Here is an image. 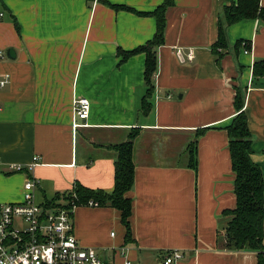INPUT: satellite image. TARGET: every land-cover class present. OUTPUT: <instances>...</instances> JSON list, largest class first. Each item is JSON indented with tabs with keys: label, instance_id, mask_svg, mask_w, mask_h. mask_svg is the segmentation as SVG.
I'll return each mask as SVG.
<instances>
[{
	"label": "crops",
	"instance_id": "obj_1",
	"mask_svg": "<svg viewBox=\"0 0 264 264\" xmlns=\"http://www.w3.org/2000/svg\"><path fill=\"white\" fill-rule=\"evenodd\" d=\"M165 1L0 0V81L9 75L0 87V203L22 202L27 178L38 182L37 204L71 194L77 185L112 193V146L136 130L135 182L127 194L131 241L115 208L87 205L73 217L80 245L109 264H164L169 251L184 255L176 264H257L256 253L225 245L223 212L235 209L237 198L222 128L237 116L241 91L252 159L264 178V76L253 74L255 63L264 61V21L228 26V49L216 54L220 19L238 0H174L165 44L157 49L152 110L143 114L146 55L123 61L120 51L153 39L156 18L137 12H153ZM177 49L192 50L194 60L182 63ZM78 98L90 102L86 120L75 119ZM194 141L196 171L188 152ZM34 157L40 160L31 171L7 172V164L27 166Z\"/></svg>",
	"mask_w": 264,
	"mask_h": 264
},
{
	"label": "trees",
	"instance_id": "obj_2",
	"mask_svg": "<svg viewBox=\"0 0 264 264\" xmlns=\"http://www.w3.org/2000/svg\"><path fill=\"white\" fill-rule=\"evenodd\" d=\"M174 0H166L162 5L150 13H138L142 16H153L157 20V31L152 40L131 52H122L123 61L129 57L145 53V82L147 92L143 98L141 111L148 114L152 110L150 102L154 94L153 78L157 72V49L165 44L166 12L173 6ZM116 9L125 6H114ZM134 11V10H133ZM247 19H261L264 21V7H260V0H238V3L226 7L220 19L219 38L213 46L216 54L220 49H228L226 30L228 26ZM19 31V27H17ZM241 42L235 50L241 47ZM254 76H264V61L254 65ZM244 95L237 90L235 106L237 116L224 128L229 138V150L232 170L235 175L234 192L237 198L235 209L223 212L227 223L224 228L225 245L230 251H250L257 254V264H264V178L261 167L253 159L252 139L248 119L243 111ZM207 130L197 132L196 138L201 137ZM138 131L132 130L128 141L112 146L117 153L115 162L114 189L112 193L94 190L77 185L73 193L62 196L67 202L77 207L87 206L90 202L99 206H111L120 213L121 222L126 229V240L132 238L130 219L133 213V201L127 196L135 182L136 166L134 162V141ZM191 167L197 170V142L188 146ZM57 195L53 200L46 202L47 206L58 205L62 198Z\"/></svg>",
	"mask_w": 264,
	"mask_h": 264
},
{
	"label": "built area",
	"instance_id": "obj_3",
	"mask_svg": "<svg viewBox=\"0 0 264 264\" xmlns=\"http://www.w3.org/2000/svg\"><path fill=\"white\" fill-rule=\"evenodd\" d=\"M0 11V21L4 18ZM246 54L251 51L245 48ZM182 63L192 62L194 52L176 50ZM9 75L0 81L4 87ZM91 105L88 99L74 101L76 120H86ZM80 125L75 124V128ZM40 158L34 157L27 165L7 164L8 173L31 171L38 165ZM4 163L0 160V166ZM38 182L27 178L22 202L0 203V264H109L103 261L95 249L87 248L78 242L74 235V212L77 206L63 197L58 205L47 206L35 202V190ZM91 207H99L90 202ZM184 259L180 251H169L164 256V264H176ZM127 264H130L129 262Z\"/></svg>",
	"mask_w": 264,
	"mask_h": 264
},
{
	"label": "water",
	"instance_id": "obj_4",
	"mask_svg": "<svg viewBox=\"0 0 264 264\" xmlns=\"http://www.w3.org/2000/svg\"><path fill=\"white\" fill-rule=\"evenodd\" d=\"M14 56H15V52H14V50L10 49V50L8 51V57H9L10 59H14Z\"/></svg>",
	"mask_w": 264,
	"mask_h": 264
},
{
	"label": "rangeland",
	"instance_id": "obj_5",
	"mask_svg": "<svg viewBox=\"0 0 264 264\" xmlns=\"http://www.w3.org/2000/svg\"><path fill=\"white\" fill-rule=\"evenodd\" d=\"M5 16V15H4Z\"/></svg>",
	"mask_w": 264,
	"mask_h": 264
}]
</instances>
